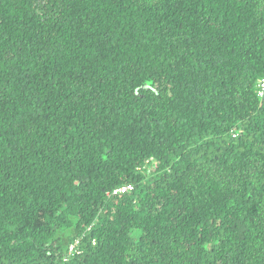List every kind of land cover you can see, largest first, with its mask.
Wrapping results in <instances>:
<instances>
[{"label": "trees", "instance_id": "obj_1", "mask_svg": "<svg viewBox=\"0 0 264 264\" xmlns=\"http://www.w3.org/2000/svg\"><path fill=\"white\" fill-rule=\"evenodd\" d=\"M261 80L264 0H0V264H264Z\"/></svg>", "mask_w": 264, "mask_h": 264}, {"label": "built area", "instance_id": "obj_2", "mask_svg": "<svg viewBox=\"0 0 264 264\" xmlns=\"http://www.w3.org/2000/svg\"><path fill=\"white\" fill-rule=\"evenodd\" d=\"M263 95H264V80H261L259 85H258V96L262 97ZM132 190H133V187L131 185H123L121 187L114 189L111 192V195L112 196L124 195V194L130 193ZM74 247H75V245H71L69 248V255H71V256L74 253Z\"/></svg>", "mask_w": 264, "mask_h": 264}]
</instances>
